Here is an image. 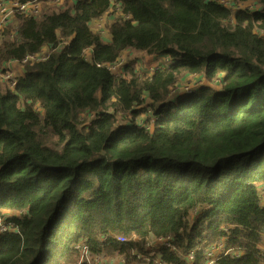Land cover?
<instances>
[{"label":"trees","instance_id":"obj_1","mask_svg":"<svg viewBox=\"0 0 264 264\" xmlns=\"http://www.w3.org/2000/svg\"><path fill=\"white\" fill-rule=\"evenodd\" d=\"M59 1L0 42V74L48 51L0 80V264H73L80 241L125 264H207L221 239L210 264H264V0ZM111 10L105 41L92 25ZM131 51L168 64L117 76ZM185 80L203 84L172 98Z\"/></svg>","mask_w":264,"mask_h":264},{"label":"rangeland","instance_id":"obj_2","mask_svg":"<svg viewBox=\"0 0 264 264\" xmlns=\"http://www.w3.org/2000/svg\"><path fill=\"white\" fill-rule=\"evenodd\" d=\"M223 3L228 5L229 8L233 12H235L239 9L246 10L247 8L252 9V10H257L253 3L252 4L237 5L232 0H226ZM45 7H46V10H45L44 14L49 13V12L53 11L54 9H59V5H55L52 3H49ZM106 16L102 20H100L99 22L93 24L92 30L103 35L105 41H109L108 26L111 23H113V21H114V18H115L114 17V11H112L110 14H108ZM13 20L14 19L12 17L10 19L8 25L13 24V26H14L15 22ZM11 22H13V23L11 24ZM12 28L14 31L15 28L14 27H12ZM131 62H135L136 66H137V70L142 75L148 76L154 72L156 67L158 68L159 66H166V64H168V59L163 58L159 61H154L152 58L147 56L144 52L131 51V52H127L124 56H122L120 58L119 62L113 66L112 70L117 76H121L124 72L122 70V68H124L126 64H129ZM24 66H25V64H18V65L14 64L12 66L7 64L4 67L5 71L11 70L10 73L12 72L14 74V76H13L12 80L6 81L8 73H4V74L1 73L0 74L1 82L2 83L8 82V83H10L11 86H14L16 84L18 78L24 74V71H25ZM202 84H203L202 82H197L196 80H185L174 91L172 98H174V97H179V98L185 97L186 98L187 96L190 97V95H192V93L194 91H198L202 87ZM214 84L216 85L215 88H219V87H217L219 85V83H214ZM149 115H151L150 117L152 118V122H154L153 120H156V118L154 116H152V112ZM145 118H146V116L139 117L137 120V124L140 126H144V127L147 126ZM151 125L152 124H150V126ZM6 213L8 215H10V211H7ZM263 239H264V234H263ZM224 241H225L224 239H221V240L217 241L213 246H209L207 248V250H206V257L208 259L207 264H210L209 260H211L214 257L219 256V253H217V252H215L217 254H212L215 249L221 248L220 252H222ZM79 244H81L82 248H84V249L88 248L85 243H82V241H80V243H78L76 245L77 249H79L78 251L80 252L81 257H80V260L76 261L73 264H125L124 257L119 256L118 254H115V255L114 254H109V255L101 254V255H99V257L92 256L90 252L88 254H86L81 248H78ZM179 254H181V253L179 252ZM192 259H189V260H192ZM150 261L151 260L147 256L139 255L138 259L134 262H136L137 264H149ZM192 261H190V262H192Z\"/></svg>","mask_w":264,"mask_h":264},{"label":"built area","instance_id":"obj_3","mask_svg":"<svg viewBox=\"0 0 264 264\" xmlns=\"http://www.w3.org/2000/svg\"><path fill=\"white\" fill-rule=\"evenodd\" d=\"M113 3V6L116 5V0H111ZM57 3L59 4L60 1L57 0ZM45 4L43 2V0H33V1H27V2H23L21 0H0V42L3 38V29L4 27H6L10 21V19L13 17H16V15H27V16H41L43 14V11L45 10ZM113 10L109 11L106 15L110 14ZM105 15V16H106ZM104 16V17H105ZM107 17V16H106ZM15 32L13 31V38L15 37ZM46 50H44L42 53L35 55V56H30L27 57L22 63H18V62H10L8 65L12 66V65H18V64H29V63H34V62H38L40 60H46L48 55H47ZM113 68V67H112ZM157 69V67L155 68V70ZM11 70L8 71H4L2 72V74L4 73H8L7 76V80H12L14 74L11 72ZM17 83V82H16ZM5 228H2V231H4ZM121 242H125L126 240L124 238H120ZM165 244L167 247L171 248L172 250L178 252L177 248L172 246L170 243H168L165 240H150L149 241V248L150 249H154V250H158L160 248L161 245ZM78 248H81L86 254H88L90 252L89 247L84 249L82 248V245L79 244ZM264 248V245H263ZM193 252L191 253L190 257L188 259H192L193 258ZM95 257H99V255L95 256Z\"/></svg>","mask_w":264,"mask_h":264},{"label":"crops","instance_id":"obj_4","mask_svg":"<svg viewBox=\"0 0 264 264\" xmlns=\"http://www.w3.org/2000/svg\"><path fill=\"white\" fill-rule=\"evenodd\" d=\"M153 250V249H152Z\"/></svg>","mask_w":264,"mask_h":264}]
</instances>
